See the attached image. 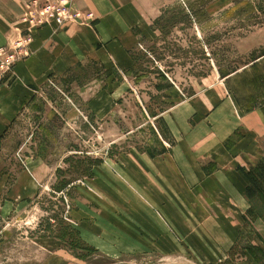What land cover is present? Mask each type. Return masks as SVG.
<instances>
[{
  "label": "rangeland",
  "instance_id": "obj_1",
  "mask_svg": "<svg viewBox=\"0 0 264 264\" xmlns=\"http://www.w3.org/2000/svg\"><path fill=\"white\" fill-rule=\"evenodd\" d=\"M79 1L68 4L86 25L96 19L93 5L133 18L141 37L128 75L135 89L95 133L82 125L94 91L76 98L48 86L70 126L60 116L38 128L33 116L34 125L18 127L23 169L39 157L53 171L32 200L0 212V264H264V208L246 195L248 173L264 162V0ZM160 86L175 87V101L176 92L193 101L217 92L220 104L206 115L190 108L179 142L155 119L176 105ZM42 129L49 140L46 132L36 138ZM180 144L177 167L152 169L147 156H174Z\"/></svg>",
  "mask_w": 264,
  "mask_h": 264
},
{
  "label": "crops",
  "instance_id": "obj_2",
  "mask_svg": "<svg viewBox=\"0 0 264 264\" xmlns=\"http://www.w3.org/2000/svg\"><path fill=\"white\" fill-rule=\"evenodd\" d=\"M32 1L34 0H0V48L11 46L21 35L26 27L22 22L25 7ZM92 4V0L79 1V7H91ZM94 7L96 5L91 7L92 10L88 9L96 15L92 25L69 24L61 27L53 24L35 30L29 57L16 64L12 78L0 90V212L3 215L16 212L18 206L32 200L53 171L50 169L52 167L39 157L35 160L33 157L24 169L17 160L18 153L23 151L26 142L22 132L18 133V127L24 124L34 125L33 116H38V128L49 127L44 123L45 118L48 122H54L60 116L63 118V114L55 106L56 103L48 97V91L53 89L48 86L65 87L68 92L76 95V98L78 95L94 91L95 95L87 100L90 115L88 122H82V125L95 127V133L102 130L103 122H114L112 116L114 112H119V106L123 103L120 99L135 89V83L129 74L136 66L132 51L140 44L141 37L135 33L133 22H129L133 21V18L127 20L124 17L123 22L119 19L118 9L97 10L93 9ZM141 29L145 34L147 28ZM115 69L123 72L122 78H117L111 73ZM90 70L95 74H90ZM59 88L58 90L62 91ZM160 88L164 89H160V93L173 99L170 93L175 87ZM176 93L180 96V101L173 99L176 105L171 113L161 114L155 119H164L174 137L180 142L185 139L179 129L180 124L187 121L190 123V108L198 114L203 110L206 115L216 109L220 101L217 92L212 91L194 94V101L190 100V97L184 99L181 92ZM224 99L221 98V103ZM207 102L211 108L205 105ZM74 107L76 108L75 105ZM221 107L220 111L212 116V121L215 122L216 118H219L221 111H226V107ZM48 108L51 111H47ZM40 116L43 117L39 118ZM63 121L70 126L68 121L71 122V119L66 121L63 118ZM188 131L187 134H190ZM45 132V137L49 140L51 132L48 129L38 130L36 138L43 136ZM36 138L34 139L32 133L31 141L34 142ZM33 151L32 147L31 154ZM180 152L184 157L181 144L174 148V156L166 157L163 153V156H147V159L154 163L152 169L161 171L167 169L168 164L172 169L173 165L177 164L173 161H178Z\"/></svg>",
  "mask_w": 264,
  "mask_h": 264
},
{
  "label": "built area",
  "instance_id": "obj_3",
  "mask_svg": "<svg viewBox=\"0 0 264 264\" xmlns=\"http://www.w3.org/2000/svg\"><path fill=\"white\" fill-rule=\"evenodd\" d=\"M84 20L83 13L73 9L68 0L29 2L22 19L26 27L21 35L11 46L0 48V90L12 78L16 64L29 57L35 30L53 24L63 27L77 23L84 26L87 23Z\"/></svg>",
  "mask_w": 264,
  "mask_h": 264
},
{
  "label": "trees",
  "instance_id": "obj_4",
  "mask_svg": "<svg viewBox=\"0 0 264 264\" xmlns=\"http://www.w3.org/2000/svg\"><path fill=\"white\" fill-rule=\"evenodd\" d=\"M83 174H86V172H84ZM86 175L89 176V172ZM247 177L249 180V184L247 186V194H246L247 198L250 200L252 204L256 203L255 201H258L263 205L264 208V162L262 161L259 164V166H257V168L250 171ZM60 188L57 189L60 190ZM72 191L74 192V190L71 188L67 193L70 197ZM251 213L254 214L256 212L255 210H251Z\"/></svg>",
  "mask_w": 264,
  "mask_h": 264
}]
</instances>
